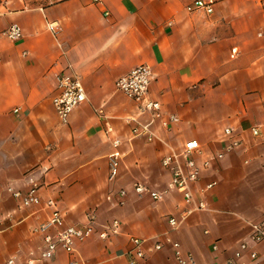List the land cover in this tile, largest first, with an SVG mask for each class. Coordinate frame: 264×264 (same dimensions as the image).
<instances>
[{"label":"crops","instance_id":"crops-1","mask_svg":"<svg viewBox=\"0 0 264 264\" xmlns=\"http://www.w3.org/2000/svg\"><path fill=\"white\" fill-rule=\"evenodd\" d=\"M194 1L0 0V264H130L133 237L147 241L140 264H176L168 238L195 264L234 260L241 242L264 264V241L250 238L264 214V0H216L212 13L189 12ZM55 21L57 35L48 27ZM12 24L22 28L18 41L4 34ZM142 63L153 70L150 97L179 118L168 127L154 123L152 141L132 132L151 115L115 86ZM61 73L78 75L86 93L67 123L52 103ZM227 127L241 145L216 159ZM194 139L203 147L198 162L211 158L194 185L208 209L172 229L168 218L182 209V194L154 201L133 185L164 190L171 176L162 157ZM115 140L121 158L112 181ZM210 182L213 189L202 193ZM33 185L39 205L24 207L9 191ZM49 199L67 225L84 226L94 215L93 234L73 255L60 249L41 258L43 236L35 229L52 213ZM115 220L117 232L100 237ZM238 261L249 263V253Z\"/></svg>","mask_w":264,"mask_h":264},{"label":"built area","instance_id":"built-area-1","mask_svg":"<svg viewBox=\"0 0 264 264\" xmlns=\"http://www.w3.org/2000/svg\"><path fill=\"white\" fill-rule=\"evenodd\" d=\"M216 0H195L187 6L189 12L196 10H204L207 13L214 12ZM50 31L57 35L60 31V25L57 21L49 23ZM4 34L13 41H18L23 36V31L20 25L12 24L8 27ZM238 54V50H232V57ZM56 94L52 98L54 109L63 123H67L72 111L80 104L86 101V93L80 77L73 73H61L57 79ZM153 80V70L146 63L139 64L132 68L128 73L120 76L116 82V89L122 92L130 100L134 101L138 107L140 114L149 113L151 119L147 123H138L132 132L134 135H145L149 141L154 138V132L151 126L160 121L163 127H168L171 124L179 122L176 115H167L163 112L161 102L150 97V85ZM19 108L14 109V112H19ZM132 119L127 118L126 122L131 123ZM251 133L253 136L260 135V127H252ZM241 139L237 136L235 130L227 127L224 130V146L223 149L217 152L215 158L222 159L226 153L237 149L241 145ZM120 145V140H115L113 146L114 152L110 155L109 179L115 180L119 175L120 170V153L117 148ZM203 154V147L198 140H190L179 151H172L162 157V166L170 172V181L164 190H152L144 183L136 182L133 185V190L137 194H149L154 201H162L169 191L175 190L182 194L183 202L182 209L177 216L171 215L168 218V223L172 229H178L194 212L208 209V203L205 199H196L194 185L199 182L203 171L210 167L211 158H205L201 163L198 162V155ZM215 183L210 182L200 189L202 193H208L213 189ZM11 194L21 201L22 206L29 207L39 205L41 199L36 185L31 186L27 191L15 190L9 188ZM121 197L125 196L127 191L121 189L119 191ZM47 206L52 208L50 217L41 223L35 230L42 234L44 248L41 253L42 259L52 258L60 249L66 251L70 255L75 252V245L89 238L95 229L94 215L90 216L88 224L84 226L67 225L62 211L58 208L57 203L53 199L47 201ZM3 217H0V225L3 222ZM119 222L113 221L100 234V237L106 238L110 231L117 232ZM250 238L254 243L264 241V214L260 221L251 224ZM133 247L130 251V264H140L145 257V246L147 241L142 238L133 237L131 239ZM174 251L176 264H195L192 254L185 253L178 241L167 239ZM163 247L162 242L155 244V249L160 250ZM214 250H218V245H213ZM249 253L250 262L243 263L238 260L242 258L244 253ZM234 260H228L221 264H257V252L249 250L247 242H241L238 249L235 251ZM10 260L8 264H12ZM69 264H75L73 260ZM215 264V263H210Z\"/></svg>","mask_w":264,"mask_h":264},{"label":"rangeland","instance_id":"rangeland-1","mask_svg":"<svg viewBox=\"0 0 264 264\" xmlns=\"http://www.w3.org/2000/svg\"><path fill=\"white\" fill-rule=\"evenodd\" d=\"M48 1H52V0H48Z\"/></svg>","mask_w":264,"mask_h":264}]
</instances>
